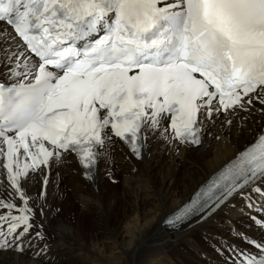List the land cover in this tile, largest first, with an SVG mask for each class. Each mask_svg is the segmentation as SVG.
<instances>
[{
	"label": "snow or ice",
	"instance_id": "snow-or-ice-1",
	"mask_svg": "<svg viewBox=\"0 0 264 264\" xmlns=\"http://www.w3.org/2000/svg\"><path fill=\"white\" fill-rule=\"evenodd\" d=\"M256 115L264 116V0H0V253L51 259L36 216L46 214L54 166L74 162L92 180L101 160L110 170L117 142L137 159L153 141L179 154L203 146L218 122L242 128ZM256 123L251 142L167 227L202 223L238 198L264 234V122ZM37 177L33 197L27 185ZM234 235L245 246L221 239L222 264H264V239Z\"/></svg>",
	"mask_w": 264,
	"mask_h": 264
},
{
	"label": "bare ground",
	"instance_id": "bare-ground-1",
	"mask_svg": "<svg viewBox=\"0 0 264 264\" xmlns=\"http://www.w3.org/2000/svg\"><path fill=\"white\" fill-rule=\"evenodd\" d=\"M257 119L264 118L253 116L242 128L234 121L221 129L218 122L209 127L212 138L205 135L203 146H180L179 154L163 141H153L136 160L117 142L110 170L101 160L92 180L83 178L74 162L54 166L46 214L36 216L49 237L47 264H209V259L222 260L214 249L221 239L245 246L234 232L264 237L250 219L256 213L238 198L191 227L169 231L162 224L167 214L251 142L259 127ZM113 177L119 178L118 184L114 181L117 185L110 181ZM39 180L27 185L29 195L38 194ZM0 264L44 262L29 252L10 251L0 253Z\"/></svg>",
	"mask_w": 264,
	"mask_h": 264
},
{
	"label": "rangeland",
	"instance_id": "rangeland-1",
	"mask_svg": "<svg viewBox=\"0 0 264 264\" xmlns=\"http://www.w3.org/2000/svg\"><path fill=\"white\" fill-rule=\"evenodd\" d=\"M262 118H264L263 116H262ZM257 120H259V121H261V122H264V119L262 120V119H257ZM256 125V124H255ZM253 138V137H252ZM225 141H227L226 139H224ZM245 144H243V146H244ZM112 180V181H111ZM115 180H117L116 181V183L118 184L119 183V178H115V177H113V178H110V181L112 182V183H115L114 181ZM115 183V184H116ZM116 184V185H117ZM250 210V209H249ZM56 212H59V208H57L56 209ZM39 220H41V219H39ZM250 220V219H249ZM251 221V220H250ZM240 226H245L244 224H242V225H240ZM246 227V226H245ZM209 264H222V260H219V259H209Z\"/></svg>",
	"mask_w": 264,
	"mask_h": 264
}]
</instances>
